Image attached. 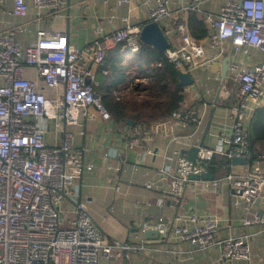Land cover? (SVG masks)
<instances>
[{"label":"built area","instance_id":"2783aa9c","mask_svg":"<svg viewBox=\"0 0 264 264\" xmlns=\"http://www.w3.org/2000/svg\"><path fill=\"white\" fill-rule=\"evenodd\" d=\"M3 0H0L2 2ZM174 0H154L148 11L149 22L162 24L165 34L173 35V28L165 19L171 15ZM207 0H178L179 10L185 13L201 12ZM130 4L119 0L117 4ZM12 16L25 19L33 11L37 23L47 17L59 19L67 8V0H13ZM213 30L207 42L194 39L180 23L181 44L166 50V57L176 67L191 74L193 71L219 63L229 56L227 75L237 87V103L231 134L218 137L214 147H199L195 163L178 153L177 168L165 164L159 171L162 179H171L169 197L177 209L172 219L157 216L146 231L157 237H172L197 252L216 248L222 260L251 261L249 235L235 234L231 229L222 235L219 219L196 212H180L181 198L198 175L207 190L214 193L228 186L234 206L243 205L248 212L264 197V156L250 164L246 173H229L220 178L207 179L209 161L213 157L232 161L244 158L251 162L248 149L247 124L257 108L264 103V61L252 59V51L264 55V0H226L219 14L205 16ZM121 29L106 32L95 29V38L85 47L72 44L61 30L36 29V42L23 47L17 39L15 24L0 33V264H116L124 253L136 251L153 258L154 248L148 240L137 244L105 242L103 232L93 220L87 200L77 189V179L93 165L85 163L84 147L50 146L46 141V119L57 116L63 103L79 108L84 117L98 115L110 120L90 64L105 65L108 51L119 44L128 48L130 57H137L141 48V28L127 18ZM169 24V23H168ZM228 53V54H227ZM31 67L39 80L26 75ZM107 71L103 70V74ZM53 91L49 97L47 90ZM114 93H117L114 91ZM179 126L199 127L202 117L194 109L178 110L169 118ZM156 124V126H155ZM154 124L156 133L165 130L168 122ZM126 137V148L153 140L149 130L136 126ZM147 152L152 154V150ZM109 169L117 167L109 163ZM150 182L146 188L152 189ZM119 189V187H116ZM71 206L73 217L66 213V227L60 225V209ZM264 225V215L245 218L244 226ZM161 238V239H162ZM121 250L113 255L114 249ZM174 254V252L170 251ZM139 264H149L148 260Z\"/></svg>","mask_w":264,"mask_h":264},{"label":"crops","instance_id":"0c3cea01","mask_svg":"<svg viewBox=\"0 0 264 264\" xmlns=\"http://www.w3.org/2000/svg\"><path fill=\"white\" fill-rule=\"evenodd\" d=\"M118 1L70 0L69 3L67 0V8L61 12L59 19L47 17L37 23L32 10L25 19L14 18L11 14L13 0H3L0 2V33L15 24L21 25L26 30L18 31L17 39L23 47H27L36 42L37 28L48 31L58 29L69 34L72 44L83 48L95 38L94 31L99 26L110 32L113 28L121 29L126 26L124 18L141 29L149 22L148 11L154 0H129L130 4L120 6ZM225 2L226 0H207L198 13L204 18L209 13L219 14ZM170 10L171 15L164 21L168 26L176 25L181 17L186 19L187 13L179 10L178 0L173 1ZM168 39L170 48L181 44V36L178 34L168 36ZM200 41L206 43L207 38ZM251 55L253 60L264 61V55L258 51H252ZM126 57L129 59L130 55ZM222 61L221 65L212 63L193 71L190 74L193 83L185 87L186 99L180 110L194 109L199 112L202 123L197 128L191 124L179 126L167 118L161 121L168 122L167 128L159 133L153 127L157 122L145 127L146 131L151 132L152 141L146 142L140 137L136 147L127 149L126 137H130L127 135L136 128L129 120H103L98 115L93 118L84 117L79 108L65 103L57 110V116L46 119V141L50 146L67 145L87 149L85 163H91L93 170L82 173L76 181L77 189L81 198L87 200L93 220L102 232L107 233L109 243L118 240L119 236L123 238L120 242L130 244H137L145 239L155 249L153 258L139 252H127L118 258L116 264H139L144 260H148L149 264H264V225H243L245 218H253L258 213L264 215V197L247 212L243 205L232 204V192L228 186L214 193L207 191L200 182H196L197 179H193L178 208L180 212L215 216L219 219L222 235H226L228 229L235 234L249 235L252 253L250 263L222 260L216 248L208 252H197L170 236L161 239L153 233L148 237L147 232L151 230L146 231L144 227L152 225L157 216L172 219L177 212L169 197L172 180H164L159 175L163 166L170 164L176 170L179 157L177 152L182 153L202 142L204 146L214 147L218 144L221 133L231 134L237 87L228 75L223 80ZM90 68L99 84L98 88H101L105 75L104 66L90 64ZM26 75L31 80L38 79L31 67H27ZM38 80L42 88L43 83ZM98 88L96 91L101 95ZM47 93L49 97L54 95L50 89ZM210 118L211 125L205 135ZM148 149L153 153L149 154ZM215 161L214 163L219 161V165L215 167L217 170L214 178L229 173H246L252 164L246 162L233 165L232 161L228 164L226 159L220 158ZM109 163L117 168L109 169ZM211 163L209 161V167L214 168ZM208 169L211 173V169ZM148 182L154 185L152 189L146 188ZM69 215L73 217L72 211Z\"/></svg>","mask_w":264,"mask_h":264},{"label":"trees","instance_id":"16d2710c","mask_svg":"<svg viewBox=\"0 0 264 264\" xmlns=\"http://www.w3.org/2000/svg\"><path fill=\"white\" fill-rule=\"evenodd\" d=\"M180 23L196 40L208 39L213 33L205 18L195 11L189 12L186 19H178L176 25H170L173 28L172 36L182 35L176 31ZM127 55L128 48L124 44L108 51L104 65L107 73L102 87H97L111 118L132 120L135 126L145 128L170 118L180 110L186 99L185 87L180 85V70L168 60L166 51L159 52L141 41L137 57L127 59ZM246 133L252 163L264 155V103L254 112ZM211 165L214 168H209L214 175L219 161Z\"/></svg>","mask_w":264,"mask_h":264},{"label":"water","instance_id":"95a60500","mask_svg":"<svg viewBox=\"0 0 264 264\" xmlns=\"http://www.w3.org/2000/svg\"><path fill=\"white\" fill-rule=\"evenodd\" d=\"M70 3V0H69ZM67 37L69 39V34L67 33ZM140 40L148 45H151L152 47H154L155 49H157L159 52H163L166 51L167 49L170 48V42L168 37L165 34L164 29L160 26V24H158L157 22H148L146 23L142 29H141V33H140ZM229 60L230 57L226 56L223 61H222V78L223 80H225L226 76H227V72H228V66H229ZM179 80H180V85H182L183 87H187L189 85H191L193 83V79L191 77V75L189 73H184L182 71L179 72ZM129 123L131 125H134V122L132 120H129ZM211 125V118L208 121V124L206 126L205 132L204 134L206 135L208 133V130L210 128ZM201 145H203V142L201 143ZM198 150L199 147H192L188 150H183L182 154L186 155L187 158L195 163L197 154H198ZM211 162L214 163L215 162V157H213L211 159ZM232 164L233 165H237V164H246V160L244 158H233L232 159ZM205 178L207 179H213L214 175L212 173H207L204 175ZM192 179H198V175H192L191 176ZM154 234L157 235L156 232L154 231H149L147 232V236L150 237Z\"/></svg>","mask_w":264,"mask_h":264},{"label":"rangeland","instance_id":"374dc122","mask_svg":"<svg viewBox=\"0 0 264 264\" xmlns=\"http://www.w3.org/2000/svg\"><path fill=\"white\" fill-rule=\"evenodd\" d=\"M130 58H133V57H130ZM229 79H231V77L228 75L227 76ZM232 81V80H231ZM233 82V81H232ZM232 84L233 83H231V86H232ZM232 88V87H231ZM253 163V162H252ZM72 211V207L71 206H69V207H65V205H64V202L62 203V205H61V209H60V217H59V220H60V225L62 226V227H66V213L67 212H71ZM123 239L121 236H119V238H118V240H115L113 243L114 244H117V243H119L121 240ZM103 240L105 241V242H109V239H108V235H107V233L104 231L103 232ZM120 240V241H119ZM118 251H121V250H117L116 248L113 250V255H115ZM119 261V259L116 261V263ZM100 264H104V261L103 260H101V262H100Z\"/></svg>","mask_w":264,"mask_h":264}]
</instances>
